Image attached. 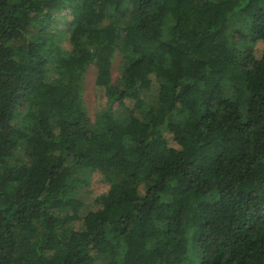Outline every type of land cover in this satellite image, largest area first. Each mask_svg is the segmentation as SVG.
<instances>
[{"label": "trees", "instance_id": "16d2710c", "mask_svg": "<svg viewBox=\"0 0 264 264\" xmlns=\"http://www.w3.org/2000/svg\"><path fill=\"white\" fill-rule=\"evenodd\" d=\"M0 264H264V0H0Z\"/></svg>", "mask_w": 264, "mask_h": 264}, {"label": "rangeland", "instance_id": "374dc122", "mask_svg": "<svg viewBox=\"0 0 264 264\" xmlns=\"http://www.w3.org/2000/svg\"><path fill=\"white\" fill-rule=\"evenodd\" d=\"M170 22H167V25H169ZM230 24V30L234 31L236 30V35L237 36V31L243 30L244 26L241 23L236 22L235 20H231L229 22ZM234 43L240 47L241 46V41L237 39L234 41ZM64 46H67V42H63ZM120 66H121V57L118 54L114 55V58L111 62V72H110V78L111 82L117 86L121 85L120 81ZM95 72L96 69L94 65L90 64L87 67L84 81H83V100H84V105L86 107V112L88 117L90 118L91 121L94 120L95 118V113L100 109L98 107L99 104V98H100V91L97 90V88L94 86V80H95ZM222 89L224 92V95L228 98H233L232 92H231V84L228 81H223L222 82ZM148 100L150 102L154 101L155 98V93L150 92L148 95ZM112 109L114 114L117 116V118L121 122H125L128 118V113L125 110V108L117 105L114 103L112 105ZM246 108L244 106L240 107L241 114L242 116H245V110ZM21 111V110H20ZM73 177L78 179V183L75 185L77 186L75 189V192L77 193V196H79L83 200V209L88 210V209H93L97 206V204L94 202L96 196L99 193H103L108 185L106 182L102 180L101 174L97 170H92V169H87V168H80L77 170L73 171ZM190 254L192 255L193 258H198L200 255V251L197 247H195L193 244L191 245V250ZM102 257L99 258L101 260Z\"/></svg>", "mask_w": 264, "mask_h": 264}]
</instances>
